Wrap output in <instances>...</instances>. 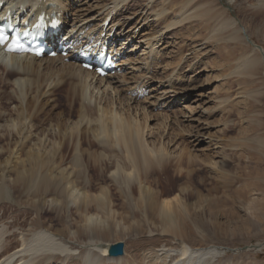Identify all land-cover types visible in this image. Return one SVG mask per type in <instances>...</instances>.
<instances>
[{"label": "rangeland", "instance_id": "374dc122", "mask_svg": "<svg viewBox=\"0 0 264 264\" xmlns=\"http://www.w3.org/2000/svg\"><path fill=\"white\" fill-rule=\"evenodd\" d=\"M64 1V8L69 11V22H91L96 27L104 28L102 24L112 12L111 24L105 30H100V34L114 29L116 24L113 40L116 41L119 36L123 45L129 38L124 44L128 60L131 61L126 68L127 73L125 69L124 75L116 76L111 87L104 85L105 82L97 83L99 88L95 89L94 96H98V101L102 97V103L106 106L111 96H121L123 103L118 108H123L124 115L129 112L146 126L144 136L147 141L158 146L163 142L167 146L169 144L171 158L176 159L185 152L194 157L195 164L191 168L196 177L195 183H181L177 190L165 196L175 198L182 189L195 193L191 197L182 196L184 212L189 217L186 219L187 225L177 224L181 234L179 238L193 247L218 249L221 255L212 264H264V0H215L214 8L223 10L219 18L224 15L223 18L233 19L225 29H220L219 25L216 27L213 22H197L200 18L196 17L183 20L187 13L183 14V8L175 4L174 0ZM63 29L66 30V27ZM70 30V33L74 30L79 32L76 27ZM237 36H242V41ZM254 56L261 59L263 67H259L252 75L242 73L244 60ZM48 60L45 58L41 61L40 69L45 70L50 63L52 69L58 72L64 63L68 64L58 58L55 62ZM3 70H0V87L8 93L13 89L15 78L11 76L9 79ZM7 79L11 81L7 83ZM71 82L74 80L71 79ZM141 87L148 89L147 96L137 98L131 95L132 90H140ZM41 89L42 92L48 91V87L43 86ZM70 100V97L59 99L57 95L50 98V103L44 107V126L41 125V128L52 123L56 117L69 119ZM2 103L8 109H15L18 105L17 102L7 103L6 97ZM79 103L77 101L73 105L75 109ZM72 119L76 120L75 117ZM2 120L0 122L4 123ZM37 136H32L33 142H36ZM6 160L7 154L0 147V182L6 180L12 186L9 189L11 193L1 202V205L6 206V212L5 215L0 212V227L7 230L9 222L18 224L26 219L21 214L23 205L32 211L34 207L28 204L29 180L15 183L17 172L25 164L21 159ZM111 173L108 172V176ZM113 184L109 181L99 184L95 191H89L97 194L103 187ZM136 184L138 187L139 183ZM145 186L149 188L151 185L145 183ZM15 190L21 194L15 193ZM127 195L123 197L115 193L111 203L115 205L113 209L108 203L107 218L112 217L113 222L106 220L103 227L110 229V234L100 235L90 228L82 232L87 224L80 222L79 213L73 216L71 209L74 212L77 207L84 205L83 201L75 206L69 200V213L66 217H58L64 212L61 211L62 204L50 206L46 202L49 197L36 196L35 200L40 201L41 211H44L46 225H52L56 232L62 233L61 237L69 241L67 259L56 264L80 260L82 249H94L96 240L105 245L125 241V249L128 246L131 253L135 254L136 241L144 244L148 240L173 237L170 235V222L162 216L160 218L159 212L154 218L147 217L145 208L138 209L134 199L140 197L139 191L130 200ZM21 197L23 205L13 206ZM113 210L131 217L133 210H139V216L132 220H120L114 216ZM35 215L28 216L26 222H30ZM146 217L149 222L143 220ZM26 222L23 221L24 224L19 228H8L7 236L17 233L15 239L19 241L20 227L26 232L31 228L24 226ZM108 224H112L111 227ZM187 232L193 234L191 238H186ZM75 234H79V237L70 238ZM11 244L7 241L4 247ZM158 250L155 247L150 253ZM145 253H149V249ZM105 264L126 263L107 261Z\"/></svg>", "mask_w": 264, "mask_h": 264}, {"label": "bare ground", "instance_id": "6f19581e", "mask_svg": "<svg viewBox=\"0 0 264 264\" xmlns=\"http://www.w3.org/2000/svg\"><path fill=\"white\" fill-rule=\"evenodd\" d=\"M7 1L22 4L32 12L46 9L49 3H55L56 8L60 11H64L65 7L64 0ZM233 1L235 0H231V2ZM173 2L181 5L184 10L183 14L189 12L183 20L196 17L200 18L197 22H213L216 27L219 25L220 29L227 28L233 21L230 17L223 18L224 15L221 19L219 18L223 14V10L214 8L215 0H174ZM73 29L74 27L70 31ZM237 29L241 30L239 27ZM63 31L65 30L63 29ZM112 31L113 28L109 30V33ZM242 36L237 37L241 38ZM44 59L45 57L6 55L0 48V70L4 69L9 79L11 76L15 78L12 82V91L5 93L0 87V120L5 121L4 123L0 122V147L3 153L7 154L6 162H10L11 159L16 161L21 159L25 164L24 168L17 172L15 183L29 180L28 204L34 207L33 211L29 210L27 205L22 204L21 197L13 203V206L20 207L19 204H22L24 213L21 214L25 215L26 219L18 224H15V221L9 222L7 226L10 230L19 228L24 224L23 221L26 222L27 218L36 213L34 218L24 225L31 227L29 231L26 232L24 228L20 227L21 239L19 241L15 239L17 233L9 237L7 236L8 228L6 230L0 227V264H56L65 262L67 259L70 250V246L67 245L69 241L61 237L62 233L56 232L52 225H46L44 211H41L40 201L35 200L36 196L49 197L46 202L50 206L57 203L62 204L61 211L64 212L58 217L60 215L66 217L69 213V200H72L75 206L83 201L84 205L77 207V210L73 212L71 209L73 216L79 213L80 222L87 224L82 232H86L87 228H90L96 235H100L110 234V229L103 225L106 220L110 223L113 222L110 215L111 219L107 218V205L113 203L115 193L123 197L128 193L127 196L130 200L135 197L138 191L140 197L134 199L138 209L145 208L147 217L155 218L156 213L159 212L160 218L162 216L170 222V235L174 239L172 237L171 239L148 240L144 244L136 241L134 242L137 249L135 254L131 253L128 246L125 249V241L107 244V246L106 243L102 244L96 240L93 245L94 249H82L83 254H81L80 260H70V264L75 262V264H105L107 261H124L126 264H212L216 262L217 257L221 255L218 249L193 247L179 238L181 234L177 224L187 225L186 219L189 217L184 212L182 196L191 197L195 193L182 189L176 193L175 198H165L177 190L181 183L189 185L195 183L196 177L191 168L195 164L194 157L185 152L180 153L176 159L171 158L169 144L167 146L163 142L158 146V144L147 141L144 136L146 126L142 125L137 118L132 117L129 112L124 115L123 108H118L123 103L121 96L116 98L111 96L108 99L110 102L108 101L106 106L102 103V97L98 101V96H94L95 89L98 87L97 83L105 82L104 85L107 84L111 87L112 80L116 76L100 78L93 71L83 68L75 61L64 63L63 68L58 72L52 69L50 63L45 70L40 69L41 61ZM59 59L63 61L62 58ZM55 60L56 58H49L48 61L55 62ZM244 65L245 68L241 72L252 75L262 66V62L259 57L254 56L246 58ZM9 79H7V83L11 81ZM71 79L74 82H71ZM43 86L44 88L48 87V91L45 90L43 93L41 89ZM114 89L116 88L114 87ZM33 93L34 95L31 97ZM55 95L59 99L71 98L70 112L67 113L69 119L56 117L55 120L53 119L54 121L51 120L52 123L41 128V125L44 126L43 117L46 111L44 107ZM4 97H6L7 103H18L15 109H8L2 103ZM77 101L80 103L79 107L75 109L73 105ZM115 105L116 107H114ZM13 116L15 117L13 118ZM74 117L76 120L72 119ZM35 134L38 136L36 142H33L32 136ZM36 145L39 148H35ZM13 146L16 147V152H14L15 147ZM26 148L27 151H25ZM40 150L43 152L41 153ZM23 155L24 157H22ZM110 171L112 173L108 176ZM109 181L114 183L113 186L103 187L100 193L92 194V191H89H95L99 184H106ZM1 182L0 212L2 211L4 214L6 206L1 205V202L11 193L9 189L12 186L10 183L8 185L6 180ZM136 182L139 183L138 187ZM145 183L153 186L155 190L151 186L147 188ZM16 192L20 193L15 190ZM147 196L148 200H146ZM162 198L163 200H161ZM114 206L113 204L112 209ZM113 211L114 216L120 220H132L139 216V210L138 212L133 210L132 217L123 212ZM147 217L143 220L149 222ZM15 218L18 220L17 217ZM1 220L2 215L0 216ZM108 225L111 227L112 224ZM192 235L187 232L186 238H191ZM76 237H79V234L70 236L72 239ZM7 241L12 244L4 247ZM17 242L18 245L15 246ZM121 242L124 244L123 254L118 256L111 254L112 245ZM2 247L4 248L2 249ZM155 247L159 248L158 252L150 253ZM148 249L150 254L145 253Z\"/></svg>", "mask_w": 264, "mask_h": 264}, {"label": "water", "instance_id": "95a60500", "mask_svg": "<svg viewBox=\"0 0 264 264\" xmlns=\"http://www.w3.org/2000/svg\"><path fill=\"white\" fill-rule=\"evenodd\" d=\"M123 248H124V244L121 242L116 245H112V247L110 248V252L111 254L116 255V256L122 255Z\"/></svg>", "mask_w": 264, "mask_h": 264}, {"label": "snow or ice", "instance_id": "6c2138e0", "mask_svg": "<svg viewBox=\"0 0 264 264\" xmlns=\"http://www.w3.org/2000/svg\"><path fill=\"white\" fill-rule=\"evenodd\" d=\"M7 37L0 36V42H3ZM16 47H19L18 42L14 41L13 46L9 50H15Z\"/></svg>", "mask_w": 264, "mask_h": 264}]
</instances>
